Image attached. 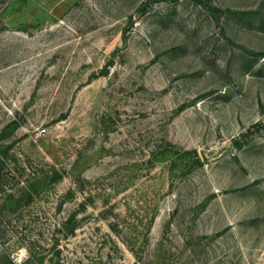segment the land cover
Listing matches in <instances>:
<instances>
[{"label":"rangeland","instance_id":"obj_1","mask_svg":"<svg viewBox=\"0 0 264 264\" xmlns=\"http://www.w3.org/2000/svg\"><path fill=\"white\" fill-rule=\"evenodd\" d=\"M0 264H264V0H0Z\"/></svg>","mask_w":264,"mask_h":264},{"label":"trees","instance_id":"obj_2","mask_svg":"<svg viewBox=\"0 0 264 264\" xmlns=\"http://www.w3.org/2000/svg\"><path fill=\"white\" fill-rule=\"evenodd\" d=\"M247 51L252 52L251 50H247ZM254 53H256V52H254ZM60 176H61V173L58 170H55L53 175H52L53 178H59ZM67 224L68 223L66 222V224H65L66 227H67Z\"/></svg>","mask_w":264,"mask_h":264}]
</instances>
